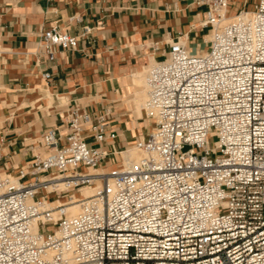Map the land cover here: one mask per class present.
<instances>
[{
  "label": "built area",
  "instance_id": "obj_1",
  "mask_svg": "<svg viewBox=\"0 0 264 264\" xmlns=\"http://www.w3.org/2000/svg\"><path fill=\"white\" fill-rule=\"evenodd\" d=\"M193 2L207 47L181 35L147 68L141 159L104 169L95 144L117 133L74 106L30 164L0 163V264H264V0L231 20L229 0ZM78 42L58 25L42 33L51 60Z\"/></svg>",
  "mask_w": 264,
  "mask_h": 264
},
{
  "label": "crops",
  "instance_id": "obj_2",
  "mask_svg": "<svg viewBox=\"0 0 264 264\" xmlns=\"http://www.w3.org/2000/svg\"><path fill=\"white\" fill-rule=\"evenodd\" d=\"M256 1L229 0V15ZM206 18V6L193 0H0L2 167L15 172L30 164L43 131L66 133V119L78 106L103 116L107 130L117 133L95 144L109 152L102 167L115 168L152 126L143 109L146 69L181 35L192 51L205 49ZM54 25L79 42L74 49L57 48L51 60L42 33ZM84 26L89 33L82 34Z\"/></svg>",
  "mask_w": 264,
  "mask_h": 264
},
{
  "label": "bare ground",
  "instance_id": "obj_3",
  "mask_svg": "<svg viewBox=\"0 0 264 264\" xmlns=\"http://www.w3.org/2000/svg\"><path fill=\"white\" fill-rule=\"evenodd\" d=\"M235 17V15H232V16H229L228 18H227V20H231V19H233ZM145 77V76H144ZM146 93V92H145ZM146 96H147V94H146ZM134 150H137V149H133L132 148V150H129V151H125L124 153H123V157H124V159H125V161H127L128 159H130V160H139V159H141L142 157H143V154L142 153H139V154H137V152H135ZM100 185V183H97L95 186H91V187H84V188H82V194L83 195H91V194H93L94 193V191L96 190V188L98 187ZM59 203H61V202H63V201H61V200H59L58 201ZM54 204H58L57 203V201H55L54 202ZM70 210H71V212L72 213H76L77 211H78V208H77V206H72L71 208H70Z\"/></svg>",
  "mask_w": 264,
  "mask_h": 264
},
{
  "label": "rangeland",
  "instance_id": "obj_4",
  "mask_svg": "<svg viewBox=\"0 0 264 264\" xmlns=\"http://www.w3.org/2000/svg\"><path fill=\"white\" fill-rule=\"evenodd\" d=\"M147 70V69H146ZM146 75V71H145V73H144V76ZM143 82H144V85H145V77H144V80H143ZM146 100V94H144L143 95V103H144V101ZM215 140H216V137L214 136V135H211L210 137H209V144H210V146L211 147H213L214 146V142H215ZM135 152H137V154H139V153H142V152H140V151H138V150H134ZM139 152V153H138ZM117 161H115V165H117ZM57 203H59L58 201H57Z\"/></svg>",
  "mask_w": 264,
  "mask_h": 264
}]
</instances>
